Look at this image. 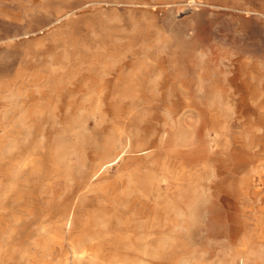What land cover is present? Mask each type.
<instances>
[{"label":"bare ground","instance_id":"6f19581e","mask_svg":"<svg viewBox=\"0 0 264 264\" xmlns=\"http://www.w3.org/2000/svg\"><path fill=\"white\" fill-rule=\"evenodd\" d=\"M237 50L235 58L233 49H226L204 59L205 92L219 97L213 109L194 100L190 102L200 108H187L192 97L185 92L195 77L185 79L169 70L165 57L157 62V100L148 91L151 76L135 71L142 89L132 91L124 103L115 100L113 80L78 103L66 100L64 89L37 96L30 82L41 76L2 79L23 95V107H56L58 126L49 124L46 115L32 114L24 123L15 120L16 114L0 123V181L7 183L0 186V264H180L190 247L182 230L169 232L176 221L173 210H187L196 202L234 216L225 229L236 242L245 235L252 212L242 200L260 198L257 232L264 236V71L252 45ZM168 89L175 94L171 99ZM138 99L153 104L140 122L132 105ZM191 114L205 119L203 128L185 121ZM40 138L43 146L36 154ZM64 138L78 139L77 153L69 155ZM65 162L78 168L75 176L65 172ZM196 178L200 186H193ZM65 179H71L67 191L58 187ZM44 185L52 187L50 196L41 193Z\"/></svg>","mask_w":264,"mask_h":264},{"label":"rangeland","instance_id":"374dc122","mask_svg":"<svg viewBox=\"0 0 264 264\" xmlns=\"http://www.w3.org/2000/svg\"><path fill=\"white\" fill-rule=\"evenodd\" d=\"M242 45L254 47V59L264 71V0H0V123L14 120L13 114H16L15 120L24 123L32 114L38 118L46 115L49 124L58 126L56 107L41 104L23 107V95L13 84L5 86L2 79L12 81L19 74L41 76V81L30 82L31 90L37 96L44 90L54 92L64 89V98L78 103L87 102L100 84L113 80L115 100L124 103L132 91L142 89L137 78L146 74L151 76L148 87L151 99L157 100L160 94L158 81L161 78L157 62L163 57L168 58L169 70L181 74L185 79L195 77V90L192 86L185 92V95L192 97L188 100L187 108L195 110L202 105V108L213 109L219 97L205 92L204 84L208 82L202 76L204 59L208 55L217 56L219 51L226 49H233L231 57L235 58L237 47ZM245 55L250 57V54ZM221 61L227 62V58L223 57ZM119 68H122L121 73ZM166 92L170 99L175 96L171 89ZM57 99L61 102V98ZM192 100L199 106H193ZM133 102L135 119L140 122L153 104H150L151 100L149 103H143L141 99ZM204 120L199 114H191L185 119L199 129L203 128ZM138 130L135 127L133 132ZM205 132L211 137L212 132L208 128ZM64 139L70 147L67 151L69 155L77 153L78 139ZM37 143L33 151L39 154L43 139L40 138ZM63 167L72 177L78 172V168L69 162L63 163ZM70 180L65 179L58 187L67 191L71 186ZM197 182L198 178L193 186H200ZM6 185V182L0 181V186ZM44 186L41 193L50 196L52 187ZM242 203L252 212L248 213L250 217L246 221L245 235L236 242L225 229L236 218L226 210L216 209L211 204L207 206L203 202H196L184 211L173 210L176 221L171 224L169 232L182 230L180 232L190 247L181 256L180 264H264V236L257 232L259 221L256 214L261 199L246 197ZM43 218L41 216V220ZM242 247L245 250L240 252ZM232 257L238 262L227 261Z\"/></svg>","mask_w":264,"mask_h":264}]
</instances>
